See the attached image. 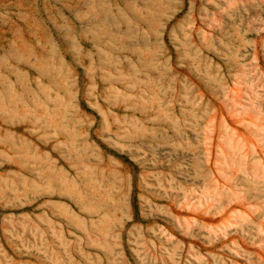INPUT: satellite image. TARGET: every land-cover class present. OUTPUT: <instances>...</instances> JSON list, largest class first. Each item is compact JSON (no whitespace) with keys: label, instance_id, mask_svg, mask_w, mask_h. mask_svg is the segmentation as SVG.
I'll use <instances>...</instances> for the list:
<instances>
[{"label":"rangeland","instance_id":"374dc122","mask_svg":"<svg viewBox=\"0 0 264 264\" xmlns=\"http://www.w3.org/2000/svg\"><path fill=\"white\" fill-rule=\"evenodd\" d=\"M0 264H264V0H0Z\"/></svg>","mask_w":264,"mask_h":264}]
</instances>
